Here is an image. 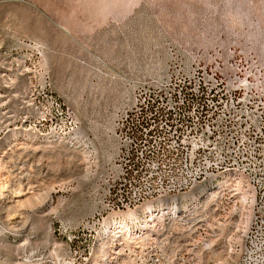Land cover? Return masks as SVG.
<instances>
[{"label": "rangeland", "instance_id": "1", "mask_svg": "<svg viewBox=\"0 0 264 264\" xmlns=\"http://www.w3.org/2000/svg\"><path fill=\"white\" fill-rule=\"evenodd\" d=\"M228 57L264 72V0H0V264H219L228 251L243 263L244 219L218 231L235 230L231 248L188 261L177 259V239L168 249L162 231L146 230L151 214L100 232L111 217L118 118L137 85L162 82L178 61ZM49 92L67 111L55 109L59 124L75 126L64 138L81 130L96 146L88 180L82 152L52 141ZM24 188L30 199L18 207L4 200ZM118 229L126 242L111 235ZM112 238L121 249L103 257Z\"/></svg>", "mask_w": 264, "mask_h": 264}, {"label": "built area", "instance_id": "2", "mask_svg": "<svg viewBox=\"0 0 264 264\" xmlns=\"http://www.w3.org/2000/svg\"><path fill=\"white\" fill-rule=\"evenodd\" d=\"M232 58L195 67L178 61L162 82L137 85L132 105L118 118L120 150L106 207L126 210L140 200L188 192L217 170L239 166L259 189L243 263L264 264V72ZM179 100L187 107L179 108ZM230 201L231 195L215 197L203 216L167 224L164 246L177 239V259L187 261L210 254L216 224L235 213ZM212 208H221V217H211Z\"/></svg>", "mask_w": 264, "mask_h": 264}, {"label": "bare ground", "instance_id": "3", "mask_svg": "<svg viewBox=\"0 0 264 264\" xmlns=\"http://www.w3.org/2000/svg\"><path fill=\"white\" fill-rule=\"evenodd\" d=\"M47 97L45 101L46 103H49V107L46 105L44 106L46 108L43 114L47 119L50 116L52 117L51 118L52 124H54L52 129V135L54 136V138L52 141L56 143L65 142L67 143V147L70 148L71 150L81 151L84 156L83 157L84 167L82 168V170L84 171L83 172L84 178L85 180L90 179V177H92L95 174V170L93 169V165L95 164V162L92 160L93 158L92 155L94 153V156L96 157L97 149L94 142L88 137L86 133L83 134L81 130L77 133L78 134L77 137L64 138L65 137L64 135L67 134L66 130L67 129H70L69 131L75 130V126H73L72 121L69 122V125L65 121H64L65 123L62 122L59 124V121L63 120V118L58 120V118L55 117L56 115L55 109L62 116L65 115L67 111L63 106H61V104L58 102L57 97L54 96L52 92H49V94H47ZM31 100L32 99H30V101ZM154 100H161V93H154ZM38 102H40V100ZM186 107H187V100H179V108H186ZM54 119L56 120V123H54L53 121ZM78 138H82V140L80 141ZM30 190H31L30 188L27 189L24 188L22 190H19V192L15 191L16 193L4 196V200L10 203L11 204L10 206L18 207V204L24 203L25 201L30 199L28 197L26 199H21L22 197L27 196L28 193L30 194L31 193ZM229 195H231L232 199L235 200V201H230V211H235V213L230 215L228 218H220V226H221L220 230L222 229L223 232L224 226H227L228 224H234L235 222H236L235 225L237 227L235 225L233 226H235V230L236 229L238 230L241 228V223L245 220L246 224L242 226V231H243V235L245 234L243 238L246 239L248 236L249 226H255L256 223V217L258 213L259 189L255 181H250V176H246V171L240 170L239 166H228L227 168H222L220 170H217L216 172H214V174H211L207 178L203 179L198 186H193L188 192L179 193L177 195H162V197H155L154 199L140 200L137 205H133L131 206L130 209H126V210L109 208L111 210V217H108L107 220H105L101 224L102 227L100 229V232L103 234L109 233L108 231H110L109 228L111 224L120 223L121 224L120 226H124V225L126 226L128 223L131 222L133 218L137 216V214L143 212L145 214H151L152 216L150 219L151 221L146 225V230H149L152 235L159 236V233L162 231L163 228L167 226V224L181 223L182 221H192L193 219H197L203 216V212H206L204 209L207 206V202L211 201L215 197H217V199H225ZM211 217H221V208H212ZM230 230L233 229H229V231ZM233 231L231 233L229 232L230 234L226 232L228 235L223 237L222 235L218 234V238L214 240L216 243L214 241H207V250H209L210 252V254L208 255H211L214 251L217 252L216 251L217 245H221V247H223L224 249H228V247L231 248V243L233 240L232 237L234 236ZM111 235L117 236L118 239H120V243L126 242L127 237H129L122 229L113 230L111 232ZM152 239L155 240L157 239V237H154ZM112 241H114L113 238L109 241H105L109 245L104 246L105 250L102 253L103 257L108 256L115 258V256H113L116 253L115 249H121L118 248V246L117 248H114L113 247L114 244ZM242 241L244 242V240ZM110 246L111 248L114 249V251L113 250L109 251ZM242 248L245 247H241V249ZM226 253L228 254L225 257L223 256L224 252L223 254L221 253L222 257L224 258L220 260L219 264L221 263L232 264L235 261L234 255L236 253L230 254L229 251ZM239 255L241 257L243 256V254H241L240 252ZM102 262H104L103 264H114V263L119 264L118 262H113V260L108 263L106 261V258L103 259ZM239 264H253V263L247 259L246 262Z\"/></svg>", "mask_w": 264, "mask_h": 264}]
</instances>
